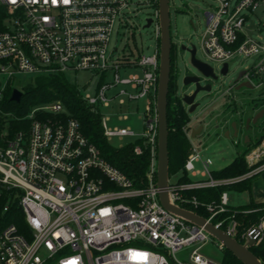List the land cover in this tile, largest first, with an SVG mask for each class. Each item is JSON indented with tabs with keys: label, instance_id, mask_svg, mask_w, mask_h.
Instances as JSON below:
<instances>
[{
	"label": "built area",
	"instance_id": "obj_1",
	"mask_svg": "<svg viewBox=\"0 0 264 264\" xmlns=\"http://www.w3.org/2000/svg\"><path fill=\"white\" fill-rule=\"evenodd\" d=\"M208 5L203 11L207 30L200 42L205 57L223 66L227 64L228 69L229 60L236 54L254 58L243 79L231 82L222 94L236 108L238 85L246 82L250 85L247 88H264V21H257L256 34L249 31L253 28L251 19L264 17V0H209ZM128 7L129 0H0V8L7 13L0 29V123L5 116H11L10 121L29 123L25 128L12 129V122L6 131L4 125L8 120H5L0 130V198L5 193L13 196L4 211L17 198L26 225L21 230L11 223L0 231V264H221V260H214L201 250L212 241L221 250L224 245L214 240L203 226L173 214L160 201L159 12L157 6L151 17L156 33L153 52L134 61L127 58L118 61V47L111 49L110 44L116 24L122 23ZM130 68L140 71L121 75L122 69ZM81 71L102 77L94 93L80 89L85 102L103 113L107 140L144 139L142 143L150 153V168L143 186H136L104 157L100 148L83 134L78 119L62 118L64 106L60 101L34 107L25 117L1 107L7 86L4 76L8 81L21 73ZM111 74L114 82L106 80ZM118 86L121 87L114 92ZM115 98L121 107L145 103L141 116L143 132L138 134L130 125L111 124L115 115L116 121L125 122L132 113H104ZM234 122L238 129L234 135L239 137V123ZM190 134L187 130L191 147L184 167L191 181H172L170 175L171 200L194 212L205 209L206 218L217 228L224 229L227 221L224 230L238 237L236 212L231 210L228 191L222 192L217 202L202 203L195 195L186 193L229 187L264 173V135L256 140L250 135L245 137L246 151L241 154L248 165L245 174L215 179L213 160L204 159ZM234 142L238 144L239 140ZM135 152L142 154L144 148L138 144ZM229 212L230 217L215 222L218 215ZM261 222L252 226L242 239L255 234L259 243L264 237V215ZM183 251H187L185 260L177 256Z\"/></svg>",
	"mask_w": 264,
	"mask_h": 264
},
{
	"label": "rangeland",
	"instance_id": "obj_2",
	"mask_svg": "<svg viewBox=\"0 0 264 264\" xmlns=\"http://www.w3.org/2000/svg\"><path fill=\"white\" fill-rule=\"evenodd\" d=\"M208 3L209 0H171L170 2L171 30L174 43V51L172 56V75L176 84L178 71L182 76L187 72L195 73V71L189 65V53L181 50L183 43L195 44L198 49L197 58L212 65L218 74H220V70L223 68V63L207 59L201 49L200 42L205 36L207 30L205 25L206 17L203 11L208 9ZM156 10L157 6L154 5L153 0H129V7L124 11L125 15L123 21L122 23L117 22L111 39V49L118 47L116 60L123 61L125 58H127L131 61H134L137 60L142 54H151L153 52L156 45L155 27L153 25L150 27H145V24L148 18L155 15ZM259 19L264 21L263 16L251 19L250 24L253 28L249 30L250 34H256L255 31L257 29V21ZM192 20L194 26L191 24ZM253 62L254 58L245 57L240 54L234 55L229 60L228 75L224 76L220 74V77L217 80L210 81L213 85L212 93H201V106H199V109L194 114H191L192 118H195L197 115H199V118L196 120L202 121L203 124L206 122L208 125H210L212 117L216 115L224 121L221 122L220 125L225 124L226 119L236 120L239 123V137L235 136L233 131L231 132V138H227L226 135H224L223 130H220V128L217 130L214 129L216 122H213L211 131L214 133L210 134L212 136L211 138H206L203 140H198L196 137L194 138V141L200 146L201 151L203 152L204 159L210 157L213 160L212 168L214 170L216 168L219 169L229 165L237 156L246 151V134H249L252 137V140L259 139L262 135H264V116L261 117L257 123H252L249 129L246 128V122L248 120L247 118L255 116L262 108H264V88L262 86H257L254 88L242 87L240 89H235V93L238 98L236 108L233 104L229 105L228 96H222L223 92L229 88L230 83L234 82V80L239 76V73L252 66ZM139 71L140 70L137 68H130L126 71L122 69L121 75L127 76L129 73H135ZM67 75L73 81L78 83L79 89L81 88L85 92L94 93L102 82V77L100 75L90 72H71ZM36 76L37 74L21 73L8 81L6 76L3 78L7 85L11 87V91L13 92L14 88L20 89L24 85L34 82V77ZM106 80L109 82H114L113 74L108 76ZM181 82L182 79L180 80V87L178 90L180 94L184 93V91L190 92L191 88H183ZM120 87L121 86L116 87L114 92H117ZM178 91L176 93H178ZM144 110L145 103L143 101H140L139 104L135 102L128 103L121 107L118 104V99L115 98L111 102L110 107L104 109V113L113 115L114 113H121V111H131L132 113L130 114L129 120L125 122H118L115 120L117 116L115 115L111 124L130 125L135 130V132L139 134L144 130L143 120L141 118ZM237 111H241L242 114L238 115ZM3 118L8 120V122L4 125L5 130L8 131L12 126L10 121L11 116H5ZM191 122L192 120H190L188 127H192ZM194 127L195 126H193L192 129ZM206 131L208 130L205 129V132ZM237 139L239 140L238 144L234 142ZM132 140H134L133 137H126L123 142H121L119 139H114L110 142L120 147L121 145L124 146L126 143H130ZM197 167L201 168L200 164H197ZM181 174L182 173L172 175V181H176ZM251 180L253 181V185L250 190L246 189L242 191H228V195L231 198V210L235 209V217L237 222V215L240 214L242 216H248L254 213L248 212L249 209H264V206L257 208L258 204L264 205V201L257 203L251 199V202H248L251 197L249 194L255 193L254 190L261 191L264 189V173L254 176ZM241 188L243 189V187ZM220 199L217 198L216 200L212 201L217 202ZM229 213L231 216V212ZM262 218L263 217L254 219L249 218L247 225L242 230L240 235L242 236L246 234L248 230L252 228V226L260 225L262 223ZM241 240L244 242L242 237ZM262 241H264V237L257 244L262 243ZM189 249L191 250L192 248ZM224 250H226L225 247L223 250H221L219 246H217V244L212 241L208 242V244L203 247L201 252L206 256L219 261L222 260V254ZM186 253L187 251H183L178 253L177 256L178 258L185 260Z\"/></svg>",
	"mask_w": 264,
	"mask_h": 264
},
{
	"label": "trees",
	"instance_id": "obj_3",
	"mask_svg": "<svg viewBox=\"0 0 264 264\" xmlns=\"http://www.w3.org/2000/svg\"><path fill=\"white\" fill-rule=\"evenodd\" d=\"M154 5L158 6L157 0H153ZM7 16L6 10L0 8V29H3V20ZM172 75V71H171ZM1 88V82H0ZM24 94L20 102L11 100V87L6 86L3 92V99L1 101V107L6 111L14 113L16 116L25 117L34 107L49 104L52 102L60 101L64 106L62 112V118L68 119L74 117L79 120L81 130L83 134L97 147L100 148L104 157L113 165L118 167L124 173L127 174L135 183L136 186H143L146 182L147 172L150 168V153L144 147V139L136 138L130 143H126L122 147H118L112 144L104 135L102 126V113L99 108L98 111L94 110L92 106L88 105L82 97V93L79 89L77 82L73 81L66 73L62 72H45L37 74L34 77V82L24 85L20 88ZM177 84L173 79V75L169 87L168 97V123H169V157H170V175L179 174L177 179L180 182L191 181V177L185 171V162L190 153V138L187 136V130L190 129L188 124L190 117L187 113L185 106L181 104L178 99V93H176ZM0 130L5 124V120L1 121ZM12 129H17L21 126L27 127L29 123L27 121H12ZM141 145L144 148L142 154L135 152V146ZM248 170V165L245 163L243 155L237 156L231 164L222 169H216L213 171V177L216 179L232 178L245 174ZM253 181L248 179L242 183H236L232 186H218L217 188H201L197 190L188 191V196L195 195L199 201L209 202L212 200L220 199V195L224 191H242L251 189ZM243 187V189L241 188ZM248 190V191H249ZM12 194L5 193L0 198V231L11 223H16L21 230L26 228L24 222V214L19 206V201H11L9 210L4 211L5 205L9 199H12ZM264 205H257V208ZM264 210V209H263ZM257 210L252 215L242 216L237 215L238 219V240H241L242 230L247 225L248 219H254L263 217L264 211ZM195 212L201 216H208L205 209H195ZM230 213L220 214L215 219L218 220L227 218ZM227 221L222 226L226 229ZM253 253L264 262V241L251 248ZM221 264H243L238 258L233 256L227 249L222 254Z\"/></svg>",
	"mask_w": 264,
	"mask_h": 264
},
{
	"label": "water",
	"instance_id": "obj_4",
	"mask_svg": "<svg viewBox=\"0 0 264 264\" xmlns=\"http://www.w3.org/2000/svg\"><path fill=\"white\" fill-rule=\"evenodd\" d=\"M170 2L171 0H158V12L159 22L161 27V38H160V74L159 84L157 92V114H158V169H157V187L160 189V201L162 205L167 208L173 214L188 220L198 226H203L208 233L217 242L219 241L224 247L238 258L243 264H264V262L257 257L251 248L257 244L255 240V234H252L241 242L237 236H230L224 229L217 228L211 221L205 216L194 212L190 209H185L176 203H173L168 191L169 180H170V157H169V123H168V97L169 87L171 82V71L173 67L172 55L174 51V43L172 39L171 30V14H170ZM153 22V18L146 20L145 27H150ZM192 24V21H191ZM181 50L188 52L190 55L189 65L195 71V73H184L183 76L178 71L177 78V91L180 87V80L182 79L181 85L184 87H190L191 91L181 93L178 91V98L183 106L186 107L187 113L190 120L198 119L199 115L195 118L191 117L201 106V93H212V83L210 81L217 80L220 74L228 75V65L225 64L218 74L209 63L197 58V46L195 44H182ZM246 70L241 71L239 76L234 82H240L245 76ZM250 85L248 83H241L237 86V89ZM24 92L19 88H14L11 100L20 102ZM264 116V108L261 109L255 116L247 118L246 128L249 129L252 123H257L261 117ZM217 124L215 128H219ZM234 133H237V122L232 123ZM204 129V125L200 127V132ZM193 136V135H192ZM227 138L231 136L226 134ZM249 137L247 138V140ZM238 233V229H237Z\"/></svg>",
	"mask_w": 264,
	"mask_h": 264
},
{
	"label": "crops",
	"instance_id": "obj_5",
	"mask_svg": "<svg viewBox=\"0 0 264 264\" xmlns=\"http://www.w3.org/2000/svg\"><path fill=\"white\" fill-rule=\"evenodd\" d=\"M214 120H216V121H214ZM213 122H216V125H215V127L217 126V124L220 126L219 128H220V130H223V132H224V135H226V134H230V136H232L231 135V132H233V129L231 128V124L234 122V120H227L226 119V121H225V124H223V125H220L221 124V122H224L223 120H221L217 115L216 116H214V117H212V119H211V121H210V125H208L206 122L203 124L202 123V121H198V120H192V122H191V126L193 127V126H195L193 129H192V127H190V135L192 136V139L194 140V138L196 137V138H198V140H203V139H206V138H211L212 136L210 135V134H212V133H214V132H212L211 131V129H212V127H213ZM202 125H204V129L200 132V127L202 126ZM214 127V129H219V128H215ZM205 129L206 130H208V131H206L205 132ZM209 130H210V133H209ZM246 135H249V134H246ZM248 138V137H247ZM247 138H246V141H248L247 140ZM197 140V141H198ZM195 142V141H194ZM196 143V142H195ZM231 164V163H230ZM228 165H226V166H224V167H222V168H225V167H227ZM222 168H219V169H222ZM217 169V168H216ZM215 169V170H216ZM201 177L200 176H198V179H200ZM258 187V186H257ZM254 192L255 193H251V194H249V196H251L250 197V200L248 201V202H251V199H253L254 201H256L257 203H260V201H264V189L263 190H261V191H257V190H254ZM230 202H231V198H230ZM232 207V206H231Z\"/></svg>",
	"mask_w": 264,
	"mask_h": 264
},
{
	"label": "flooded vegetation",
	"instance_id": "obj_6",
	"mask_svg": "<svg viewBox=\"0 0 264 264\" xmlns=\"http://www.w3.org/2000/svg\"><path fill=\"white\" fill-rule=\"evenodd\" d=\"M173 56V55H172ZM179 99V98H178ZM179 101H180V99H179Z\"/></svg>",
	"mask_w": 264,
	"mask_h": 264
},
{
	"label": "snow or ice",
	"instance_id": "obj_7",
	"mask_svg": "<svg viewBox=\"0 0 264 264\" xmlns=\"http://www.w3.org/2000/svg\"><path fill=\"white\" fill-rule=\"evenodd\" d=\"M13 2H15V0H13Z\"/></svg>",
	"mask_w": 264,
	"mask_h": 264
}]
</instances>
